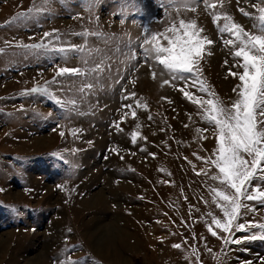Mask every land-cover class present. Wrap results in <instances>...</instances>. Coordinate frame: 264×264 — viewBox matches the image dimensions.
<instances>
[{
  "label": "rangeland",
  "instance_id": "374dc122",
  "mask_svg": "<svg viewBox=\"0 0 264 264\" xmlns=\"http://www.w3.org/2000/svg\"><path fill=\"white\" fill-rule=\"evenodd\" d=\"M208 5L0 0V264H264V198H242L229 232L212 224L224 219L212 192L223 186L200 157L214 158V125L181 91L208 98L202 80L226 104L235 98L229 69L243 71L240 58L212 16L226 12L259 34L264 0ZM180 19H195L214 43L198 76L163 84L170 78L141 45ZM38 43L48 47H24ZM257 186L259 172L248 194Z\"/></svg>",
  "mask_w": 264,
  "mask_h": 264
},
{
  "label": "snow or ice",
  "instance_id": "6c2138e0",
  "mask_svg": "<svg viewBox=\"0 0 264 264\" xmlns=\"http://www.w3.org/2000/svg\"><path fill=\"white\" fill-rule=\"evenodd\" d=\"M204 3L209 6L208 0H204ZM210 6L215 8V4ZM192 10L195 11V8L193 7ZM24 15L25 13H20V16ZM221 19H223L222 25L219 23ZM212 20L221 33L230 34L232 38L224 39L223 42L225 45L232 46L234 57L240 58L238 63L243 71L234 72L229 69L231 75L238 76L240 82L233 89L235 98H230V102L226 104L208 87H205L202 80L200 91L206 92L208 98L195 97L184 88H181V91L185 97L200 107L202 111L198 115L214 125L216 139L214 158L200 157V159L217 170L212 179L220 181L223 186L213 188L212 192L213 200L217 202L224 219L213 216L212 224L224 232H229L233 221L237 220L241 209L245 207L242 198L247 200L264 198V190H260L258 186L256 195H249L247 190V185L258 172L264 179V28L259 34L249 32L242 25L235 23L226 12L213 14ZM261 20L264 21V9L261 10ZM203 33L204 29L197 25L195 19L187 21L180 19L178 25L173 22L163 34L158 32L146 34L141 45L145 62L151 58L157 65L162 66L161 76L167 75L170 78L164 79L163 84H169L170 80H187L193 73L198 76L201 60L207 50L206 46L214 43ZM44 35L48 36L49 33L46 32ZM161 39L166 40L167 43L162 44ZM24 47L37 49L48 46L38 43ZM224 63L227 64L228 61L225 60ZM149 67L151 68L152 65ZM79 71L77 68L62 67L58 74L78 73ZM152 76L156 78V70L152 71ZM31 91L48 93L47 87H36ZM129 95L134 96L135 93ZM57 103L64 106L74 104L75 101L57 100ZM124 107L131 106L124 105ZM126 116L127 113L121 116L120 120L123 121ZM132 116L136 117L135 111L132 112ZM116 127L119 129V124H116ZM196 131L200 133L207 129L197 128ZM138 135V131H133L131 140L135 142ZM203 138L206 139V137ZM150 155L154 156L155 153ZM236 227L243 229L245 225L241 223ZM259 227L264 229V224H260ZM209 229L211 230V225ZM212 234L216 235V232L213 231ZM174 247H180V245L177 244Z\"/></svg>",
  "mask_w": 264,
  "mask_h": 264
},
{
  "label": "bare ground",
  "instance_id": "6f19581e",
  "mask_svg": "<svg viewBox=\"0 0 264 264\" xmlns=\"http://www.w3.org/2000/svg\"><path fill=\"white\" fill-rule=\"evenodd\" d=\"M103 243V242H102Z\"/></svg>",
  "mask_w": 264,
  "mask_h": 264
}]
</instances>
